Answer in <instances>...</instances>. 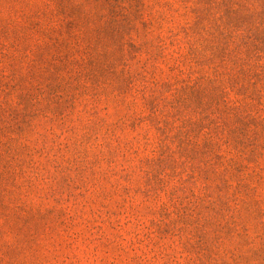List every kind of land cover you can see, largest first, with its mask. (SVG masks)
Masks as SVG:
<instances>
[{
	"label": "rangeland",
	"instance_id": "rangeland-1",
	"mask_svg": "<svg viewBox=\"0 0 264 264\" xmlns=\"http://www.w3.org/2000/svg\"><path fill=\"white\" fill-rule=\"evenodd\" d=\"M0 264H264V0H0Z\"/></svg>",
	"mask_w": 264,
	"mask_h": 264
}]
</instances>
